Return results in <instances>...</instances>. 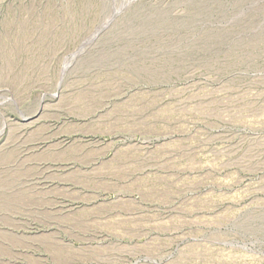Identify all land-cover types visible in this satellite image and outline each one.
<instances>
[{"label": "rangeland", "instance_id": "rangeland-1", "mask_svg": "<svg viewBox=\"0 0 264 264\" xmlns=\"http://www.w3.org/2000/svg\"><path fill=\"white\" fill-rule=\"evenodd\" d=\"M0 264H264V0H0Z\"/></svg>", "mask_w": 264, "mask_h": 264}]
</instances>
